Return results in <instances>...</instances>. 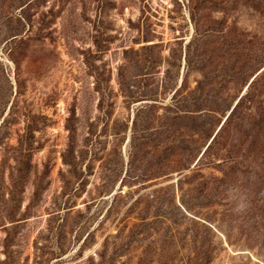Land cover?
I'll list each match as a JSON object with an SVG mask.
<instances>
[{
  "label": "rangeland",
  "instance_id": "rangeland-1",
  "mask_svg": "<svg viewBox=\"0 0 264 264\" xmlns=\"http://www.w3.org/2000/svg\"><path fill=\"white\" fill-rule=\"evenodd\" d=\"M3 118L0 264H264V0H0Z\"/></svg>",
  "mask_w": 264,
  "mask_h": 264
},
{
  "label": "trees",
  "instance_id": "trees-1",
  "mask_svg": "<svg viewBox=\"0 0 264 264\" xmlns=\"http://www.w3.org/2000/svg\"><path fill=\"white\" fill-rule=\"evenodd\" d=\"M256 76H257V75H254V76L251 78V81L249 82V84L247 85V87H248V86L251 84V82L256 78ZM236 103H237V102H236ZM236 103H235V105L233 106V108L236 106ZM233 108L230 109L229 112L226 114V116H225V120L223 121V123L221 124V126L218 128V130L216 131V133L213 135L212 139H211L210 142L207 144L206 148L203 150L202 155L204 154V152L206 151V149L209 147L210 143H211L212 140L215 138V136L217 135L218 131L222 128V126H223V124L225 123V121L228 119L229 114H230V112L233 110ZM5 122H6V119L3 118V120H2L1 123H0V127L4 126V125H5ZM202 155H201V156H202Z\"/></svg>",
  "mask_w": 264,
  "mask_h": 264
},
{
  "label": "water",
  "instance_id": "water-1",
  "mask_svg": "<svg viewBox=\"0 0 264 264\" xmlns=\"http://www.w3.org/2000/svg\"><path fill=\"white\" fill-rule=\"evenodd\" d=\"M235 103H236V102H235ZM235 103L233 104V106L235 105ZM233 106H232V108H233ZM232 108H231V109H232ZM224 120H225V118L223 119V121H224ZM223 121H222V122H223ZM221 124H222V123H221ZM221 124H220V125H221ZM219 127H220V126H219Z\"/></svg>",
  "mask_w": 264,
  "mask_h": 264
}]
</instances>
